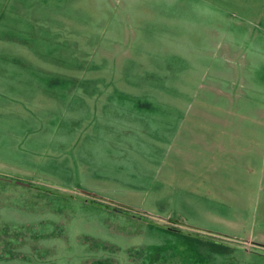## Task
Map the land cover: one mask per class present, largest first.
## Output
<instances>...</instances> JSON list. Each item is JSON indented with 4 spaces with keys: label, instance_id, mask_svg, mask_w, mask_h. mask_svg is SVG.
I'll list each match as a JSON object with an SVG mask.
<instances>
[{
    "label": "rangeland",
    "instance_id": "rangeland-1",
    "mask_svg": "<svg viewBox=\"0 0 264 264\" xmlns=\"http://www.w3.org/2000/svg\"><path fill=\"white\" fill-rule=\"evenodd\" d=\"M214 85L264 128V0H0V264H264L263 142L230 194L159 173L152 99Z\"/></svg>",
    "mask_w": 264,
    "mask_h": 264
},
{
    "label": "crops",
    "instance_id": "crops-1",
    "mask_svg": "<svg viewBox=\"0 0 264 264\" xmlns=\"http://www.w3.org/2000/svg\"><path fill=\"white\" fill-rule=\"evenodd\" d=\"M223 90L225 88L214 85L216 103L206 111L204 108L189 111L184 106L186 103H183L187 99L182 97L174 101L152 99L164 108V112L159 115V173L175 176L176 172L177 175V168L176 171L172 169L173 163L165 166L162 163L168 162V154L174 155L175 160L182 161L185 158L187 161L182 176L190 179H199L201 176L212 181L201 187L203 194L215 192L216 185L222 194H230L228 186L245 182L241 169H254L253 155L257 150L259 154L262 153L260 145L264 143L263 124L257 122L261 114L254 109L248 110L246 114L241 113V110L228 112L234 100ZM223 94L228 97L225 98Z\"/></svg>",
    "mask_w": 264,
    "mask_h": 264
}]
</instances>
